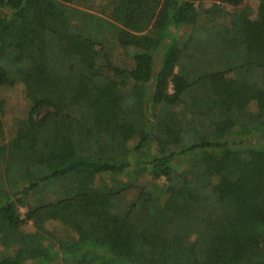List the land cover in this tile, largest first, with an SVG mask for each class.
<instances>
[{"label":"trees","instance_id":"1","mask_svg":"<svg viewBox=\"0 0 264 264\" xmlns=\"http://www.w3.org/2000/svg\"><path fill=\"white\" fill-rule=\"evenodd\" d=\"M211 1L0 0V87L53 98L8 141L0 101V264H264V0Z\"/></svg>","mask_w":264,"mask_h":264},{"label":"rangeland","instance_id":"2","mask_svg":"<svg viewBox=\"0 0 264 264\" xmlns=\"http://www.w3.org/2000/svg\"><path fill=\"white\" fill-rule=\"evenodd\" d=\"M104 0H94V3L92 4V7L89 6H82L79 4H73L76 7H79L84 10H89L91 12H94L96 14H100L104 16L100 10L101 3H103ZM197 6L208 8L212 5L211 0H193ZM261 4L262 0H243L241 4L239 5H225L228 11H237V10H243L246 12L250 17L255 18L256 16L260 15L261 12ZM161 13L157 16L154 24L158 22L159 19H161ZM191 31V27L182 28L179 31V36L183 35L186 32ZM164 47V46H162ZM177 50H179V47H175ZM174 50V51H177ZM171 51V49H170ZM164 52V48L160 49V55L157 57V69L161 66V54ZM176 53V52H174ZM113 60L116 63V65H120L121 67L125 66H131L132 61L128 59L126 56L122 54L121 48H115L114 51H112ZM129 61V62H128ZM117 83V82H116ZM46 85V82L43 80L35 79L31 85L18 83L15 84L12 87H0V101L2 102L3 107V121H4V127H5V134L4 139L8 141V139L15 135L16 132L19 130V128L22 125V122L29 116L30 110L32 109V106L34 103H36L39 100L43 99H53L51 95H48L46 93V90L42 89ZM109 92L115 93V86L109 89ZM108 94V93H106ZM251 108H255V104L251 105ZM44 111V109L42 110ZM41 111V112H42ZM137 140V137L132 139L129 142V145H132ZM252 140V137H247L245 141L250 142ZM55 162L57 164H64L72 161L73 155L70 153L69 150H63L57 152L55 154ZM109 175L104 176V179L107 181H110ZM122 178L126 179V176L124 175ZM150 182H157V183H165V178L160 179H154V177L150 174H143L139 176L137 179V187L131 188L129 190H126L123 193V197L126 200L133 199L135 196L138 195L140 191V187L147 185ZM27 208L21 207L20 211L22 215L24 216ZM47 226L53 230L58 237H70L67 235V230L65 226H63L61 223L57 221H50L47 223ZM23 230L31 231L34 229V226L32 222H28L22 226ZM53 264H63L60 261H56Z\"/></svg>","mask_w":264,"mask_h":264}]
</instances>
